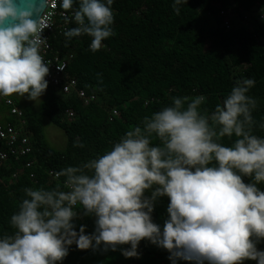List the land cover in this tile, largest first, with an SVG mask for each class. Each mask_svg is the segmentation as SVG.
<instances>
[{
  "label": "clouds",
  "instance_id": "1",
  "mask_svg": "<svg viewBox=\"0 0 264 264\" xmlns=\"http://www.w3.org/2000/svg\"><path fill=\"white\" fill-rule=\"evenodd\" d=\"M113 3L61 0L65 23L75 24L64 31L66 41L91 37L90 50L99 51L114 35ZM186 3L174 0L177 16ZM47 10L48 0H0V97L41 103L49 86ZM255 83L237 80L211 111L203 95L173 97L103 154L55 172L61 182L54 187L24 188L12 231L0 235V264H59L73 244L138 258L144 240L166 250L173 264H264V138L254 134ZM164 197L161 227L153 212ZM84 217L94 218L92 234L85 225L76 230Z\"/></svg>",
  "mask_w": 264,
  "mask_h": 264
},
{
  "label": "trees",
  "instance_id": "2",
  "mask_svg": "<svg viewBox=\"0 0 264 264\" xmlns=\"http://www.w3.org/2000/svg\"><path fill=\"white\" fill-rule=\"evenodd\" d=\"M173 2L114 0V35L96 52L90 50L91 37L66 41L64 35H54V51L72 56L69 77L96 100L86 105L77 94L63 95L48 84L51 92L42 104L41 117L23 111L24 133L30 137L33 152L12 155L0 166V235L12 231L10 218L18 211L24 188L54 187L61 181L51 172L103 154L127 130L142 125L143 117L170 105L173 97L203 95L207 98L204 107L211 111L237 80L254 79L250 90L258 105L253 112L254 134L264 138L260 127L264 123V20L256 17L264 11V0H187L179 16L172 9ZM222 11L233 14L230 28L224 24L228 18ZM68 111L75 116L69 118ZM11 116L9 124L19 127L21 120ZM45 118L66 133V149L47 143ZM77 140L83 148L73 147ZM168 203L166 197L161 198L153 212L154 222L161 227ZM75 223L77 232L80 225L86 226V234L95 230L94 218ZM258 249L264 251V242ZM137 251L138 258H126L121 249L81 251L73 244L59 264H173L166 250L147 240L140 242Z\"/></svg>",
  "mask_w": 264,
  "mask_h": 264
},
{
  "label": "built area",
  "instance_id": "3",
  "mask_svg": "<svg viewBox=\"0 0 264 264\" xmlns=\"http://www.w3.org/2000/svg\"><path fill=\"white\" fill-rule=\"evenodd\" d=\"M62 12L61 0H48V10L45 16V23L48 27L42 34L48 43V47L42 50V55L44 56L45 62H50L49 75L46 77V80L50 86L57 88L61 94L70 95L75 93L86 105H89L96 100L95 96H88L84 90H80L78 88V81L71 79L68 75L67 70L72 56H63L60 52L54 51L52 45L54 35H64V31L70 27V23H65ZM221 15L228 18L224 24L227 28H230L233 14L222 11ZM256 17L264 20V11L258 12ZM9 99L11 98L0 97V101H4L6 106L9 107L10 114L16 116L21 121L18 125L19 127L9 123L5 125L0 124V166L12 155L19 156L33 152V144L31 143L30 137L24 133L26 124V121L23 119L24 113L15 105L13 100L12 103H8ZM67 114L69 118L75 116L73 111H68ZM114 114L117 113L115 112ZM30 165L28 164V166ZM50 174L54 179H57L53 172Z\"/></svg>",
  "mask_w": 264,
  "mask_h": 264
},
{
  "label": "rangeland",
  "instance_id": "4",
  "mask_svg": "<svg viewBox=\"0 0 264 264\" xmlns=\"http://www.w3.org/2000/svg\"><path fill=\"white\" fill-rule=\"evenodd\" d=\"M262 23L264 24V21ZM50 92L51 91L47 88L46 92L40 98L41 103L39 105H37L36 102L27 99L26 97L25 98L12 97V98L15 100L17 107L20 110L28 111L38 117H41L42 104L48 98ZM8 118H10V115L8 114V109L3 104H1L0 105V122L5 123L8 120ZM5 124H8V123H5ZM44 128H45V136H46L47 143L52 148L57 149V150L66 149L68 137L62 129L54 125L47 118H45Z\"/></svg>",
  "mask_w": 264,
  "mask_h": 264
},
{
  "label": "crops",
  "instance_id": "5",
  "mask_svg": "<svg viewBox=\"0 0 264 264\" xmlns=\"http://www.w3.org/2000/svg\"><path fill=\"white\" fill-rule=\"evenodd\" d=\"M11 99H12V100L14 101V103L16 104L15 100H14L12 97H11ZM1 104H3V105L8 109V107L5 105L4 101H0V105H1ZM16 106H17V104H16ZM21 111H22V110H21ZM8 114L10 115V118H8V120H7L5 123H10L9 120H10L11 117H12L11 114H10L9 109H8ZM5 123H4V122H0V124H3V125H4Z\"/></svg>",
  "mask_w": 264,
  "mask_h": 264
}]
</instances>
